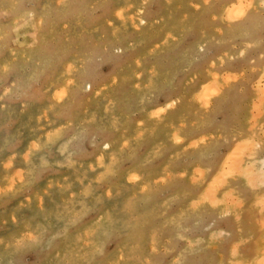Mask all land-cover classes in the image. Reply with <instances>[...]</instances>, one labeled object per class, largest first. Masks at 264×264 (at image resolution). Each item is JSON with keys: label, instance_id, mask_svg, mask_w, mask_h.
Returning <instances> with one entry per match:
<instances>
[{"label": "rangeland", "instance_id": "obj_1", "mask_svg": "<svg viewBox=\"0 0 264 264\" xmlns=\"http://www.w3.org/2000/svg\"><path fill=\"white\" fill-rule=\"evenodd\" d=\"M263 175L264 0H0V264H264Z\"/></svg>", "mask_w": 264, "mask_h": 264}, {"label": "bare ground", "instance_id": "obj_2", "mask_svg": "<svg viewBox=\"0 0 264 264\" xmlns=\"http://www.w3.org/2000/svg\"><path fill=\"white\" fill-rule=\"evenodd\" d=\"M241 16H243V15H241ZM248 25H249V24H248ZM242 142H243V141H242ZM247 142H248V141H247ZM244 143H246V142H244ZM244 143H243V144H244ZM253 143H254V142H253ZM250 144H251V143H250ZM256 144H257V143H256ZM242 146H243V145H242ZM241 148H242V147H241ZM245 148H246V147H245ZM248 148H249V147H248ZM230 153H231V151H230ZM226 160H227V159H226ZM228 160H229V159H228ZM221 168H222V167H221ZM246 169H247V168H246ZM228 170H229V169H228ZM247 170H248V169H247ZM257 173H258V172H257ZM255 176H256V175H255ZM263 176H264V175H263ZM253 177H254V176H253ZM250 178H251V177H250ZM254 179H255V177H254ZM254 179H253V180H254ZM254 182H255V180H254ZM251 183H252V182H251ZM216 190H217V189H216ZM227 196H228V195H227ZM261 197H263V195H262ZM261 197H260V198H261ZM258 200H259V198H258ZM259 201H260V200H259ZM259 201H258V202H259ZM262 201H263V199H262ZM203 202H204V201H203ZM238 203H239V202H238ZM240 203H241V202H240ZM263 205H264V204H263ZM263 205H262V206H263ZM259 208H260V207H259ZM227 212H228V211H227ZM241 262H242V261H241ZM234 263H235V262H234ZM235 264H236V263H235ZM241 264H242V263H241Z\"/></svg>", "mask_w": 264, "mask_h": 264}]
</instances>
